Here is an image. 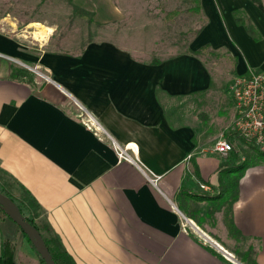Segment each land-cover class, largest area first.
<instances>
[{"label":"crops","instance_id":"obj_1","mask_svg":"<svg viewBox=\"0 0 264 264\" xmlns=\"http://www.w3.org/2000/svg\"><path fill=\"white\" fill-rule=\"evenodd\" d=\"M193 10L200 26L192 36L182 26L180 42L171 29L164 41L151 30L148 45L102 38L78 54L0 32V172L33 199L36 223L76 264H238L222 244L240 245L242 264H264V163L254 157L237 178L238 149L213 151L235 134L230 81L264 72V12L249 0H200ZM33 70L44 81L17 76ZM227 200L238 235L225 224ZM179 207L197 212L195 226L232 257L185 229ZM5 240L0 233V254ZM13 252L15 264H39L22 241Z\"/></svg>","mask_w":264,"mask_h":264},{"label":"rangeland","instance_id":"obj_2","mask_svg":"<svg viewBox=\"0 0 264 264\" xmlns=\"http://www.w3.org/2000/svg\"><path fill=\"white\" fill-rule=\"evenodd\" d=\"M156 1L158 3L154 5H137L135 0H0V32L12 35L30 48L49 47L50 50L69 54H78L88 42L102 38L111 39L112 37L115 38L114 40L122 41L126 46H135L136 43L148 45L151 30H156L153 33L161 36L164 41L166 29H171L174 31L175 41L180 42L179 32L181 27L187 23L190 26L191 36L197 32L201 20H198V17L190 12L194 8V0ZM106 4L114 13L112 18L104 15L103 5L106 6ZM172 10L178 11L180 16L173 20H167L165 16ZM149 20L151 22H148ZM32 24H41L52 30L45 42L33 38L31 35L33 29L30 27ZM134 29L137 31V37ZM202 54L211 62H220L221 56L215 53L205 50ZM147 57L151 60L155 58L151 54H147ZM25 73L32 84L35 79L44 81V76L35 70ZM70 108L76 111L74 106H70ZM229 140L233 147L232 152L236 148L239 151V153L236 152L240 154L239 157H244L243 163L249 165L254 162L253 159L258 150L252 143L245 141L236 134H233ZM3 189L10 191L22 215L28 217V211L32 206L30 196L20 189L10 177L0 172L1 193H3ZM222 209L224 216L229 213V200L224 202ZM180 211L187 219L186 224L190 225V222H193L194 225L202 228L197 218L191 217V215L197 216V212L194 210L187 212L181 208ZM213 212V207L211 210L201 211L202 215L207 214L208 216H213ZM39 226L42 227V224ZM42 232L46 239L53 236L51 232L44 230ZM0 233L13 247H19L22 241L34 251L38 260L40 259L32 245L23 238L19 228L8 220L2 209H0ZM221 246L233 255L238 264H242L243 260L240 262V257L234 253L241 249L240 245L235 244L234 247H230L229 244H222Z\"/></svg>","mask_w":264,"mask_h":264},{"label":"built area","instance_id":"obj_3","mask_svg":"<svg viewBox=\"0 0 264 264\" xmlns=\"http://www.w3.org/2000/svg\"><path fill=\"white\" fill-rule=\"evenodd\" d=\"M229 93L234 103L235 119L231 131L264 152V72L259 69H248L244 74L235 75L229 84ZM232 144L225 137H221L214 144L213 151L221 156L232 152ZM119 157H125L123 152H118ZM201 189L207 190L204 185ZM183 218V227L188 228L198 235L205 244L214 246L223 256L224 251L217 243L207 237L194 224H186ZM187 222V221H186Z\"/></svg>","mask_w":264,"mask_h":264},{"label":"trees","instance_id":"obj_4","mask_svg":"<svg viewBox=\"0 0 264 264\" xmlns=\"http://www.w3.org/2000/svg\"><path fill=\"white\" fill-rule=\"evenodd\" d=\"M249 1L253 2L262 12H264V5H262L261 0H249ZM194 2H195V5H194L193 12L194 13H197V11H199V9H200V0H194ZM177 14H178L177 11L169 12L166 15V18L172 19ZM17 76H26V73L23 74V73H21L19 71L18 74H17ZM228 139H229V137H228ZM255 158L258 159L260 162L264 163V152H258V153H256ZM247 166H248L247 163H242V164H240V165H238L236 167L235 170H236V173L238 175L237 178L240 177V175L242 174V172L244 171V169ZM2 191H3V193L7 197H9V198H11L13 200L12 195H11V193H10V191L8 189L7 190L3 189ZM184 196L190 198L191 200H193L195 202L220 201L222 199V195L221 194L220 195H217V196H214V197L198 196V195H192V194H188V195H184ZM31 200H32V206H31V208L28 211V214H29L28 217H25L24 216L25 217V220L30 225H32L36 230L39 231L41 237L44 240L45 245L47 246V249H48V251H49V253L51 255V258L54 261V263L55 264H76L75 261L73 260V258L68 254V252L66 251V249L64 248V246L61 244V242H60V240H59V238L57 236L53 235L49 239H46L43 236L42 230L47 231V232H51V229H50V227L48 225L42 224V227H40L39 224L36 223V219L38 217L37 204L33 201V199H31ZM6 217L8 218V220L10 222H12L7 215H6ZM12 224H14V223L12 222ZM225 224H226L227 229H228V231H229V233L231 235H233V236L234 235H238L237 231L235 230V228H234V226H233V224L231 222V218H230V215L229 214H227L225 216ZM14 225L17 226L16 224H14ZM21 234H22L23 238L29 244H31L30 241L26 238V236L22 233V231H21ZM13 255H14V252H13L12 245L8 242V240H5L3 242V244H2V251H1V254H0V264H15ZM39 264H44L41 259H39Z\"/></svg>","mask_w":264,"mask_h":264},{"label":"water","instance_id":"obj_5","mask_svg":"<svg viewBox=\"0 0 264 264\" xmlns=\"http://www.w3.org/2000/svg\"><path fill=\"white\" fill-rule=\"evenodd\" d=\"M0 208L9 217V219L19 227L22 233L30 241L32 247L40 257V259L43 261V263L55 264L39 231L25 220V217L22 215L18 205L11 198L7 197L1 192Z\"/></svg>","mask_w":264,"mask_h":264},{"label":"bare ground","instance_id":"obj_6","mask_svg":"<svg viewBox=\"0 0 264 264\" xmlns=\"http://www.w3.org/2000/svg\"><path fill=\"white\" fill-rule=\"evenodd\" d=\"M30 27L33 29V32H31V35L33 36L34 39H36L37 41H40V42H45L47 40V38L49 37L50 33L52 32V30L50 28H46V27L42 26L41 24H32ZM225 253L229 257H232L227 252H225Z\"/></svg>","mask_w":264,"mask_h":264}]
</instances>
